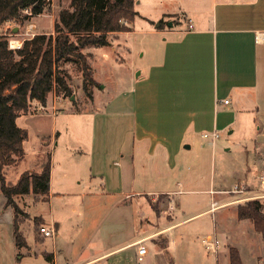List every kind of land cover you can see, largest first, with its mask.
Returning <instances> with one entry per match:
<instances>
[{"label":"crops","instance_id":"0c3cea01","mask_svg":"<svg viewBox=\"0 0 264 264\" xmlns=\"http://www.w3.org/2000/svg\"><path fill=\"white\" fill-rule=\"evenodd\" d=\"M197 6L201 9L192 14L190 22L179 19L165 32L159 60L151 62L146 72L132 76L129 94L117 100L121 107H116L120 111L114 116L115 131L110 133L105 126L102 132L107 146H94L95 134L90 140L93 147L81 151L90 166L88 178L77 181L80 191H55L50 155V191L31 198L47 206L32 217L40 219L41 226L54 228L56 234L48 245L49 237L41 235L37 240L38 231L30 228L35 244H28L24 237L22 246L14 234L12 263L128 264L126 253L145 258L149 248L140 255V246L147 242L167 246L169 234L199 215L235 207L236 221H247L239 220L237 207L250 200L246 198L261 194L262 188L247 179L252 168L246 156L254 152L253 165L262 164L264 170V158H260L264 156V0H210L206 6L202 2ZM59 100L66 101L50 93L44 109L56 110ZM34 106L41 105L34 101ZM241 112L250 113L254 127L252 134L242 131L236 143L245 159L236 172L241 183L235 186H245L246 191L207 190L214 197L219 195L211 197L210 207L171 222L164 206L173 208L178 193L197 192L188 188L193 176L187 178L184 172L181 177V172L190 165L199 171L204 150L216 145L218 137L205 139L203 134L219 136L227 129L234 136L236 129L243 130L237 124ZM11 169L15 168H8L6 175ZM214 201L218 207L212 211ZM75 213L78 221L72 220ZM213 235H219L215 226ZM160 237L168 239L164 245Z\"/></svg>","mask_w":264,"mask_h":264},{"label":"rangeland","instance_id":"374dc122","mask_svg":"<svg viewBox=\"0 0 264 264\" xmlns=\"http://www.w3.org/2000/svg\"><path fill=\"white\" fill-rule=\"evenodd\" d=\"M48 2L47 9L40 16L31 17L25 22H9L0 29V32L6 34L14 46H22L26 38H32L40 32L46 33L52 30L53 34V18L57 20L60 10L68 7L70 0H48ZM200 2L204 6L210 4V0H136L138 15L131 24V32L111 37V46L85 50L93 77L97 82V85L91 88L93 100H90L83 90L81 66L67 64L66 68L72 76L73 96L64 98L66 101L59 100L56 103V110L30 107L29 111L18 119V126L28 130L29 138L24 143L25 158L7 174L8 185L16 184L20 174L25 171L38 172L41 164L47 160L48 155H51L52 166L54 165L52 182L55 191L68 193L80 191L77 181L88 178V166H90V163H87L88 157L81 151L93 147L90 140L95 134L94 146L101 149L107 146L105 140H102V132L105 126L108 132L115 131L114 116L119 115L118 111H120L116 107H121L117 100L129 94L132 76L136 77L139 73L146 72L151 62L159 60L163 40L167 36L165 32L179 19L186 24L190 22L192 14L201 9L197 6ZM98 109L101 111L98 112ZM87 110L89 112H86ZM251 119L250 113L241 112L237 124L243 127V130L236 129L234 136H229L230 130L227 129L220 133L215 147L209 145V148L204 150V160L199 171L195 166L190 165L181 172V177L184 172L187 178L189 175L193 176L188 188L197 192L178 193L175 196L177 204H173V208L164 206L168 209V220L171 222L184 220L210 207L211 197L218 198L219 195L214 197L213 192L211 194L207 190L224 188L233 190L235 184L241 183L236 172L239 163L245 157L239 154L236 143L242 131L246 135L253 133ZM56 143H58L57 147ZM253 153L246 156L252 168L247 179L258 187L260 184L256 176L263 169V165H253L256 162ZM200 175L202 179H194ZM87 182L88 188H92L89 180ZM176 189L179 190L178 187ZM228 195L230 193L225 196ZM25 198L15 201L20 210L16 213L0 188V264H14L12 263L14 252L12 230L16 221L19 222L20 233L27 243L35 244L33 230L36 229V225L41 226L42 222L40 223L38 218L34 220L32 216L36 210L46 207L47 204L31 199L34 198L33 194ZM261 200L264 202V199ZM156 205L162 206L159 201ZM71 217L73 221H78L77 213ZM236 219L235 207L199 215L182 223L169 234L167 246L145 243V247L149 248V254L145 258L136 259L129 251L126 253L127 263L229 264V250L238 247L244 264H264L262 237L255 231L253 222L247 220L239 223ZM163 222L160 221V224ZM214 226L217 227L218 238L222 243L216 255L207 252L201 241L204 236L214 234ZM36 235L37 240H41L43 235L39 231ZM167 240L160 237V244L164 245ZM49 242L51 238L46 239V244Z\"/></svg>","mask_w":264,"mask_h":264},{"label":"trees","instance_id":"16d2710c","mask_svg":"<svg viewBox=\"0 0 264 264\" xmlns=\"http://www.w3.org/2000/svg\"><path fill=\"white\" fill-rule=\"evenodd\" d=\"M48 4V0H0V29L9 22H25L43 14ZM137 15L136 0H70L59 12L54 34H36L26 38L21 47L12 48L10 38L0 32V188L16 213L20 211L16 197L48 195L51 175L48 155L38 172L25 171L16 184L8 185L6 171L25 158L24 143L29 138L17 119L34 101L46 106L50 93L58 98L73 96L67 64L81 66L83 90L93 100L91 88L97 82L85 50L111 46L115 34L132 31ZM237 208L238 218L251 220L261 235L264 253V202L251 199ZM40 227L36 225L39 233ZM14 234L19 246L26 244L17 221ZM229 264H244L236 247L229 250Z\"/></svg>","mask_w":264,"mask_h":264},{"label":"built area","instance_id":"2783aa9c","mask_svg":"<svg viewBox=\"0 0 264 264\" xmlns=\"http://www.w3.org/2000/svg\"><path fill=\"white\" fill-rule=\"evenodd\" d=\"M189 28H192V25H189ZM257 40L260 41V36H257ZM10 45L12 48L14 47H21V46H14L12 45V42H10ZM225 103H229L228 100L225 101ZM39 109H44V106H40ZM203 138L207 139L210 137L216 138L218 137L216 132H212L210 133H204ZM258 180L260 182V186L262 188V193L257 195V196H252L251 198H246V199H264V170L261 171L259 173L258 176ZM246 191V187L245 186H235L234 190L232 191V193H244ZM218 207V203L214 201V203L212 204V211H214L216 208ZM40 233L44 236V237H49V238H53L56 234V230L52 227H47V226H41L40 227ZM202 244L204 245V248L207 252H211L213 254H218L219 250L221 248V241L219 240V238L216 235H208L202 238ZM147 253V249L144 246H140L139 248V254L140 255H145Z\"/></svg>","mask_w":264,"mask_h":264}]
</instances>
